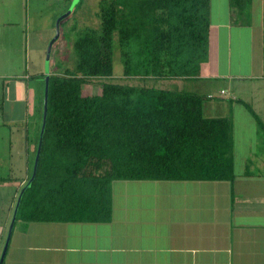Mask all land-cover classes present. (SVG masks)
Masks as SVG:
<instances>
[{
	"label": "trees",
	"instance_id": "16d2710c",
	"mask_svg": "<svg viewBox=\"0 0 264 264\" xmlns=\"http://www.w3.org/2000/svg\"><path fill=\"white\" fill-rule=\"evenodd\" d=\"M228 2L241 7V0ZM98 4L99 28L86 27L76 39L74 67L48 72L40 155L16 220L107 222L115 179H234L230 120L205 117L206 96L155 86L198 76L207 60L209 0ZM114 35L122 78L134 83L104 80L113 75ZM89 79L103 81L100 94L82 96ZM90 163L110 171L79 176Z\"/></svg>",
	"mask_w": 264,
	"mask_h": 264
},
{
	"label": "crops",
	"instance_id": "0c3cea01",
	"mask_svg": "<svg viewBox=\"0 0 264 264\" xmlns=\"http://www.w3.org/2000/svg\"><path fill=\"white\" fill-rule=\"evenodd\" d=\"M36 76H16L10 99L31 105L35 118L44 90ZM194 79L191 93L207 97L204 116L230 120L232 181L115 179L111 218L102 223L27 222L16 213L7 229L10 204L0 217V264H264V0L235 9L209 0L207 60ZM91 164L79 176L106 174L104 164ZM25 177H0V187L14 189L6 205Z\"/></svg>",
	"mask_w": 264,
	"mask_h": 264
},
{
	"label": "rangeland",
	"instance_id": "374dc122",
	"mask_svg": "<svg viewBox=\"0 0 264 264\" xmlns=\"http://www.w3.org/2000/svg\"><path fill=\"white\" fill-rule=\"evenodd\" d=\"M98 2L99 0H0V177L12 180L25 176L24 179L31 178L36 159L33 147L38 144L40 137L44 97L41 95L38 102L37 118L33 117L31 105L28 103L11 102L15 77L21 75L25 77L24 81L30 83L37 74L42 85L49 75L48 72L61 73L64 68L72 69L77 59L74 51L76 39L86 27L99 28ZM67 12L69 13L66 15ZM57 23L59 35L54 40L47 59V48L56 37ZM113 38V75L104 80L118 84L134 83L122 78L116 35ZM100 80L89 79L84 83L81 88L82 96L100 94L103 83ZM197 81L192 78L172 83L158 81L155 86L198 92ZM8 82H11L10 85L2 86V83ZM151 84L154 82L150 86ZM100 169L101 173L110 171L107 164ZM97 172L99 171L94 173ZM8 186L5 184L0 187V217H3L6 206L11 204L7 229L16 201L15 199L13 203L6 205L7 197L14 190ZM6 233L2 242L7 240Z\"/></svg>",
	"mask_w": 264,
	"mask_h": 264
},
{
	"label": "water",
	"instance_id": "95a60500",
	"mask_svg": "<svg viewBox=\"0 0 264 264\" xmlns=\"http://www.w3.org/2000/svg\"><path fill=\"white\" fill-rule=\"evenodd\" d=\"M69 12L66 13V15L68 14ZM65 15V16H66ZM58 22V21H57ZM56 27H57V32H56V37L49 43L48 45V48H47V54H46V57L47 59H49L50 57V49H51V46L54 42V40L58 37L59 35V31H58V23L56 24ZM47 80H48V77H46L45 81H44V93H43V108H42V118H41V128H40V137H39V140H38V147H37V151H36V159H35V165H34V172H33V175L32 177L28 180V182L26 183V185L21 189L20 193H19V196L17 198V201H16V204H15V209H14V214H13V220L11 222V225H10V229L13 225V222L15 220V216H16V213H17V210H18V207H19V204H20V200H21V197H22V194L24 192V190L29 186L31 180L34 178L35 176V172H36V167H37V162H38V158H39V155H40V146H41V143H42V137H43V131H44V125H45V121H46V111H47V107H46V99H47ZM10 235V232L8 233V237Z\"/></svg>",
	"mask_w": 264,
	"mask_h": 264
}]
</instances>
